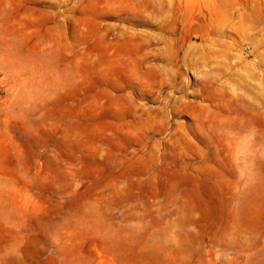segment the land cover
I'll list each match as a JSON object with an SVG mask.
<instances>
[{
    "label": "rangeland",
    "instance_id": "obj_1",
    "mask_svg": "<svg viewBox=\"0 0 264 264\" xmlns=\"http://www.w3.org/2000/svg\"><path fill=\"white\" fill-rule=\"evenodd\" d=\"M0 264H264V0H0Z\"/></svg>",
    "mask_w": 264,
    "mask_h": 264
}]
</instances>
